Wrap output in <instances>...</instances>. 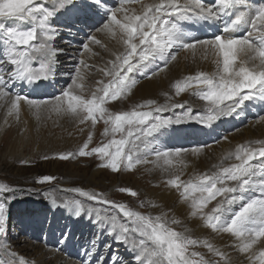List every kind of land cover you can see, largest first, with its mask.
<instances>
[{
  "label": "snow or ice",
  "instance_id": "snow-or-ice-1",
  "mask_svg": "<svg viewBox=\"0 0 264 264\" xmlns=\"http://www.w3.org/2000/svg\"><path fill=\"white\" fill-rule=\"evenodd\" d=\"M104 3L106 0H91L90 6L96 8L99 15ZM68 5H72L68 11L80 7L75 0H54L52 6H48L46 0H0V100L8 104L7 115L19 119L24 102L35 110L37 119L41 110H49L78 120L80 124L91 121L95 125L102 120L106 125L103 134L111 137L89 150L92 141L89 135L88 142L78 153L60 154L58 158L61 160L75 155H96L104 161L103 167L114 172L121 171L122 166L134 170L140 164L159 161L164 166H171L174 159L180 158L187 150L159 149L154 141L158 139V133L162 134V129L185 119L211 126L224 117L238 115L246 102L264 100V5L256 7L251 0H210V4L208 0H155L152 3L118 0L119 6L105 10L107 22L99 31L121 45L123 51L111 53L114 59L100 69L111 79L107 83L99 81L91 98H85L77 91L83 88L82 82H77L83 79L79 67L75 69L73 83L54 96L52 103L21 93L13 94L12 89L18 84L39 87L54 78L58 56L63 51L56 46L59 36L56 18ZM133 5H139V10ZM188 22L196 25L203 22L202 26L207 27H213L214 23L222 26L211 37L200 38L185 31ZM87 40L81 43V55H98L91 45L108 50L107 44L95 35H88ZM179 51L193 56L199 52L201 59H211L215 64L214 72L200 71L174 85L176 95L191 89L194 95L205 101L207 107L203 114H193L189 107L175 120L165 118L160 113L167 111L169 105H156L154 100L119 113H112L105 107L109 101H116L131 92L135 86L131 73L147 69L150 78L176 61ZM157 61L162 63L153 69L151 65ZM78 64L91 67L83 59ZM171 107L184 109L185 105L172 104ZM260 119L264 120V117ZM192 151L198 153L199 146ZM150 153L155 156V161L147 159ZM224 159L236 162L225 166L222 161L214 166L216 171L194 175L187 181L176 175L168 179L167 184L183 201L190 202L192 216L199 215L214 232L231 234L238 241L235 245L238 251L249 254L254 246L264 242V139L240 144ZM179 162L183 163L182 160ZM54 179L44 176L38 182ZM72 191L87 201L115 209L113 215L102 217L96 213L97 222L105 224L104 230L129 249L135 264H212L201 253L189 252L190 248L200 246L227 259L224 252L206 239L177 231L171 225L180 221L173 219L169 222L166 214H143L124 203L110 201L100 193L82 189ZM120 191L137 195L127 188ZM14 192L8 185L0 184V194ZM213 201H216L215 206L205 213L204 209ZM51 202L57 204L56 198L53 197ZM58 206L69 209L76 217L93 211L80 199L64 200ZM6 212L5 202H0V238L7 235ZM67 238L65 235L64 239ZM96 243L95 240L92 242L86 257L95 256ZM0 249L9 257L4 259L0 255V264H29L10 250L6 240L0 244ZM248 259L251 264L256 261L264 264V248ZM102 260L103 257L98 256L94 264H101ZM88 264L93 261L89 259Z\"/></svg>",
  "mask_w": 264,
  "mask_h": 264
},
{
  "label": "rangeland",
  "instance_id": "rangeland-1",
  "mask_svg": "<svg viewBox=\"0 0 264 264\" xmlns=\"http://www.w3.org/2000/svg\"><path fill=\"white\" fill-rule=\"evenodd\" d=\"M82 1L83 2L79 4L80 7L74 9L72 11V14H68V16L62 17L61 16L63 11L62 10L61 13H58L56 18L57 28L59 29L60 26L64 28V29H59V36L57 37L58 43H56V46L60 49H63L64 51L63 53L65 60L63 61L65 62L63 63V66L65 67V69H68V67L72 66L71 61L74 57L73 56L74 54L68 55L67 52H73V50L74 51L76 50L75 47L81 46L82 42L85 43L88 42L87 40L88 35H93V34L96 35L95 32L97 33L99 31V28L102 27V24L107 22L105 18H103L105 17L104 15L105 10L107 8L111 9L113 7H117L111 5L109 1L106 0V3H104L99 9V15H97L96 14L97 9L90 6L91 0H82ZM144 1H149V0H144ZM53 2L54 0H46L48 6H52ZM208 3L210 4V0H208ZM251 3L254 5L252 0ZM79 19L82 20L83 22H85L86 20L87 21L91 20L92 22L99 20L100 24L93 31L92 30L93 28L90 29L87 26L83 27L81 25H78ZM218 27H221V24H218ZM87 30L89 33L92 31L93 32L89 34L86 33ZM203 33L206 34L205 31ZM210 35H213L212 30H210ZM91 47L95 51L94 46L91 45ZM81 51L82 50L80 48L79 53L76 56V60L79 61L83 59L85 62L89 61L88 63H86V65H90L91 67L84 66V68H86L87 71L86 70L83 71L82 70L83 66L79 65L78 62L76 61L77 63L75 62V69L78 66L80 68V71L82 70L85 73L87 72L85 82L86 85L88 86L86 88H88L87 90L89 91V88L92 89V87L94 86L93 80L98 75L100 76L99 71L91 64L94 63L95 61L96 63L97 61L99 63L100 61L106 63L107 60H105V58L102 59V57H101L102 60H100V58L97 60L96 59L93 60L95 56H91V55L88 56V53L87 54L83 53L81 55ZM99 51H95V52L98 53ZM0 52H2V46H0ZM89 57L90 58L92 57L93 59L92 58L89 59ZM105 63L101 64V66H103ZM55 72L57 75V71ZM147 75L146 77H143L140 74L134 76L136 77L135 79L136 87L139 84L146 82L147 80L150 79L153 80L155 76V75H151L149 78V75L148 76ZM130 76L133 77L131 74ZM74 78L75 75L66 79L63 84V88L62 87L60 88L61 90L57 89L59 87V84L55 83V85L49 84V87L48 86L43 87V90L40 94L30 92L31 95H29L28 94L29 91L27 87H25L26 89L25 88L23 89L24 91L21 94L26 93L25 95H28L31 98L44 99L50 101L49 103H52L54 102L53 97L60 95L63 89H65L66 87H68L70 84L73 83ZM101 78L105 80L104 76L103 77L101 76ZM80 94L83 95L85 98H88V96L84 95L83 92H80ZM91 96L92 94L90 95V97ZM122 98L116 101H109L105 105V107L112 113L131 111L133 110L132 108L134 107L136 108L135 104L137 102L133 101L132 103L129 102L125 104L127 98H125L124 96H122ZM198 99L199 98L197 97V101ZM255 101L256 99L246 102V105L244 107L245 109L251 110L248 112V114L251 115L257 114V116L255 117L253 116L254 118L251 121V123H257L259 120H261L260 117L264 116L263 112L259 114L260 112L258 107L252 105L255 103ZM5 103L0 102V184L8 185L12 189H14L15 192L0 194V202H5L7 209L6 212L7 235L6 238H0V244L5 243L6 240L7 244L10 247V250L12 248L11 251L13 252L15 251V253L17 254L20 253L18 255L24 253L23 255L26 256L25 258H27L29 264H32L34 262L32 261V259L34 258L35 255L34 248H36V246L39 247V246L47 245V247H50L51 249L54 250L57 249L58 251H63L61 249L66 248V242L67 241L70 242L69 240L70 233L74 231V235L75 237H77L76 235H79L81 231V229H79L78 226L74 225V222L70 220H68L69 224L67 225L64 224L65 223L64 220H60V223L57 222V225H54L55 222L53 221L54 220L53 215H51V213L53 212L52 207L54 205H57L55 208H60V206L58 205H62L63 201L66 200V198L70 200L80 199L81 202L84 203L86 208L89 209L93 208V211H90L91 213L94 214L99 213L100 216L102 217L115 214V209H112L107 205H101L87 201L86 198L80 197L78 193L72 191L73 189H82L89 192L100 193L110 201H113L117 204L124 203L132 210L140 211L143 214H150L152 216L162 215L158 211V205L153 203L152 201L154 200L153 198L156 196V192H158L162 188L161 186H163L165 182L162 183L161 178L156 179L154 177V172L152 170L153 163L150 162V163L140 164L134 170H128L122 166L121 171L114 172L110 168L103 167L102 164L104 163V161L99 159V157L96 155H90V156L75 155L69 158L68 160H61L58 158L59 155L63 153H68V152L78 153V151L83 147V145L88 142L89 135L92 136V141L89 144V150L93 147L100 146L104 142H107V140L110 139L111 137L110 136L106 137L103 134L106 125L103 123L102 120L97 122L95 125H93L91 121H87L84 124H80L78 121L76 125H74L75 124L74 123L73 126L68 127L69 128L68 129L67 127H65L64 124L66 122L65 119L66 117L65 118L62 117L65 115H58L49 110H41L40 117L39 119H37L35 110L32 109L31 111L25 110L24 113L20 111V115H19V118L21 119L25 115L29 118V120L32 122L31 130L29 129L30 126L28 123H24V124L18 123L17 118L15 119L14 123L9 122L7 125L2 126L1 119L4 121L5 116L3 115H5V113L7 114L8 111V104L6 103L5 105ZM123 104L125 107L123 106ZM131 105H133V107ZM259 105L263 106L264 109V102L260 101ZM189 107L193 110V114H199L200 111H201L200 114L204 113V111H202L204 109L203 106L195 107V104H192L182 109V111H175L174 113H163V114L160 113V115L165 118H172L173 120H175L177 116L182 115L184 111ZM235 121L236 122L239 121V117L235 118ZM201 125L202 124H199V122L197 123V121L194 122L193 120L185 119L184 122L173 123L169 125L170 127L167 126L166 128L162 129L161 132L162 134H165L167 136H170L171 134L172 139L175 142H177L172 132L173 129L177 128L175 130H180L183 133H185V135L191 132L193 135L199 134V136H201L199 132V130L201 129ZM248 125L249 124L238 126L235 128V130L233 131L231 130L232 133L229 130L230 134L227 135V138L228 136L229 137L232 136L234 134L233 132L239 131L243 127H247ZM227 129L228 127H225L226 131H228ZM38 130L42 131V133L38 134L39 132ZM62 130H66V131L63 133ZM18 132H20V134H18ZM19 135H20V140L18 141L17 138H19ZM42 138H44L45 144L41 143ZM116 138H119V135H117ZM201 139H203L202 136L198 141H194L192 143L190 142L191 140H186V143H184L183 145H178L177 143L176 145H172L170 144V142H167V144H165L160 149L161 150L167 149L173 151L176 149H183V150H187V152L189 151L188 153H190L192 152L193 149H196L198 146H199V150L206 148L203 147V145H207L211 147V145H208V143L205 142L207 140L201 141ZM222 139L223 138L218 137V141L214 144L218 145V143L219 144L222 143L224 141V139L223 141ZM185 152L186 151L182 153ZM147 159L149 161L156 160L155 156L152 155L151 153L148 155ZM179 160L180 158L174 159L173 165L170 166L169 173H172L174 170L179 169L182 171V174L180 176L181 179L187 181L185 179L187 178V174L185 171H183L184 165L180 163ZM157 163H160V161ZM257 163H259V161H257ZM44 176H51L54 177L55 179L51 182L39 183L38 181ZM122 188L131 189L135 191L137 195L132 196L128 192H122L120 191V189ZM19 193L22 195L21 197H17ZM39 193L42 195L39 196ZM14 194H17L15 196L17 200L13 201L12 199L14 197ZM57 194L61 196H58ZM53 197H56L57 204H53L51 202V199ZM215 203L216 201L211 202L208 205V207L205 208L204 210L205 213H208L209 208L211 211ZM153 205H155V207ZM23 206H25V208L27 209H29L30 206L32 207L38 206L39 208L37 210L33 208V211L29 216L25 214V216L22 217L23 212L19 210H22L24 208ZM91 213L88 214H90L91 216ZM166 219L170 222L172 220V217L169 216L166 217ZM42 225L43 228L42 227L40 228V226ZM171 226L175 228L177 231H180L185 235L188 234L187 236H189L188 227L184 223L180 222L178 224H172ZM184 226L186 227V229ZM65 235H67L68 237L67 239H64ZM96 237L101 238L102 236L101 234L97 235L95 233L93 234L92 237H90L87 241L83 243L82 247L80 244H78L77 246L73 245L72 248L74 253L70 254V259L77 262H79V260L81 262H84L85 260L86 262L85 264H88V260L91 259V257H86V252L92 247V242L94 240L97 241ZM72 238L74 244V240L76 239L74 237ZM102 239L104 240V238ZM108 243L109 241L107 242L105 241V243L103 241L100 242L102 247L100 248L101 250L98 249L95 252V257L92 256L91 260L93 261V264L95 262V258L98 256L103 257L101 264H116L117 261H119V264H135V262L133 261V256L126 255L125 254L126 249H124L123 246H120V244L113 245ZM26 245L32 251L29 252L22 251V249L27 247ZM70 245L71 242L69 243L68 247ZM105 245H109L110 247H105ZM14 247L16 250L13 249ZM206 250H208L206 247L203 248V246H200V247L190 248L189 252L191 251L199 252L204 256L205 259H207ZM1 251H0V255H3L4 259H8L9 257L3 254ZM211 259L214 262L216 261L215 264H222L223 262H225L223 258L218 257L216 255H213Z\"/></svg>",
  "mask_w": 264,
  "mask_h": 264
},
{
  "label": "bare ground",
  "instance_id": "bare-ground-1",
  "mask_svg": "<svg viewBox=\"0 0 264 264\" xmlns=\"http://www.w3.org/2000/svg\"><path fill=\"white\" fill-rule=\"evenodd\" d=\"M108 1L113 6H119L118 0H108ZM75 2L78 4H81L83 1L82 0H80V1L75 0ZM152 2H155V0L144 1V3H152ZM252 2L254 3V6H256V7L264 5V0H252ZM133 6L137 7V9L139 10V5H133ZM71 7H72V5H68L67 8L62 11L61 16L66 17V16H68V14H72V11H68V8H71ZM107 9H109V8H107ZM103 18H105V17H103ZM78 23H79L78 25H81L83 27L87 26L90 29L93 28L92 30L94 31V29L97 26H99L100 21L97 20V21L92 22L91 20L90 21L86 20L85 22H83L82 20L79 19ZM188 24H189V26H187L185 28V31H190L194 36H198L200 38L211 37L212 35H210V30H212L213 35H214L217 33L218 28H219L218 24H215V23H214L213 27L202 26L203 22H201L200 25L193 24L192 22H188ZM59 29H64V28L60 26ZM204 31L206 32V34L203 33ZM92 32L89 33L88 30L86 31V33H89V34H91ZM95 34H96L95 36H97L98 39H100L104 44H107L108 50L106 51L104 48H102L98 45H93L95 51L100 50L98 52V55L100 57L98 55L95 56L94 59L91 57L93 60H95V59L97 60L99 58H100V60H102L103 58H105V60L109 61L111 59H114V57L111 55V53H113V52L119 53V52L123 51L122 46L117 44L114 40H112L110 36L106 35L105 33L99 32V31L97 33L95 32ZM56 43H58V41H56ZM80 48H81L80 46H77V47H75V49H76L75 51L73 50V52H67L68 55L74 54L72 61L70 60L72 62V63L70 62L72 64V66L68 67V69H65V67L63 66V63L65 62L63 60H65V57H64V53H63L64 51H62V53H60L58 56V63L56 65L57 75L55 72L54 78L50 79L47 82L40 84L39 87L32 85V84H23L22 86L18 84L16 87H14L12 89L13 94H14V92H15V94L16 93H23V91H24L23 89L25 87L28 88V91H29L28 94L29 95H31L30 92L40 94L43 90V87H45V86L49 87V84L55 85V83L59 84V87L57 86L58 88L57 87L56 88L61 90L60 88L61 87L63 88V84H64L65 80L75 75L74 74L75 73V62L77 61L76 56L79 53ZM176 51H178V50H176ZM90 55L91 54L88 53V56H90ZM101 57H102V59H101ZM91 58L89 57V59H91ZM241 59H243V57H241ZM88 62L89 61H87L86 63H88ZM103 63H105V62L100 61V63H99L97 61V63H96V61H95L94 63L91 64L99 71L100 76L98 75L93 80L94 86L92 87V89L89 88V91L87 90L88 88H86L88 86L86 85V82H85L87 72L86 73L83 72L86 70V68H84V66L82 67L83 71L81 70V72H82L81 76L83 77V79H82V81H77V82H82L83 88L78 89V90H79V92H83L84 95H87L88 98H91L90 95L97 91V88L99 87L98 82L103 80L101 78V76L105 77V80H103V81H105V83H107L111 79L110 77L105 76L104 72L100 70L101 68H104L106 65V63H105L103 66H101V64H103ZM161 63L162 62L157 61L155 64L151 65V67L153 69H155ZM5 67H8V65H6ZM215 70H216L215 64L212 63L211 59H209V60L201 59L199 52H197L195 54V56H193L192 54H190L188 52L179 51L178 56H177V60L170 62L166 68H164L162 71H159L158 73H156L153 80L152 79L147 80L146 82L139 84L137 87L135 85L131 89L130 93H128L127 95H123L125 98H127V101L126 102L124 101V102H125V104H127L129 102L132 103L133 101H135V102H137L135 104L137 106V105H141V104L146 103L148 100H154L156 102V105H169L170 109H168L165 112H162V114L163 113H174L175 111H182L181 108H172L171 107L172 104H184L185 107H188L192 104H195V107H200V106L202 107L203 106L204 109L203 110L201 109V110L205 112L206 107H207L206 102L205 101L202 102L199 99L197 101L198 96L193 94V90L189 89V90L185 91L184 93H181L180 95H176L174 85L177 81L183 80L188 75H194L200 71L212 73ZM147 73H148L147 69H144L141 72H135L134 71L133 73H131V75L133 76L132 79L135 81L136 77H134V76H136L138 74H140L143 77H146ZM260 101L264 102V100L256 99L255 103L252 104L253 106H256L259 108V112H260L259 114H261L262 112L264 113L263 106L259 105ZM0 102L5 103L6 101L0 100ZM6 103H5V105H6ZM119 104H120V102H119ZM133 105H131V106L133 107ZM123 106H124V104H123ZM127 106H129V105H127ZM134 108H132V109H134ZM25 110L31 111L32 108H30L26 103L22 102L21 112L24 113ZM146 110H149V109H146ZM249 111H251V110L243 108V110L239 111L238 115H232V116L224 117L219 121L213 122L211 126H206V125L202 126L203 124L201 125V129L199 130L200 135L203 137V139H201V141L207 140L205 142L208 143V145H211V147L207 146L206 148H204L202 150L200 149L198 153H194L193 151L190 153H188L189 151L188 152L186 151L187 153L186 152L182 153L180 160L183 161V163H182L184 165L183 171H185L187 174V178H185L186 180L191 179L194 175H199V174H202L205 172L216 171L217 169L214 166L220 164L222 161H223V164L225 166H227L231 163H234V161L232 159H224V158L229 153L233 152L238 145L244 144V143H249V142H255V141L264 139V120H259L257 123H251V121L253 120V118L255 116H257V114H254V115L248 114ZM200 113H201V111H200ZM3 116H5V119H4V121L1 119L2 126L7 125L9 122L14 123V121L16 119L15 116H8L6 113ZM6 116H7V119H6ZM62 117H64V118L66 117L65 118L66 122L64 124H65V127H67V128L70 126H73L74 123H75L74 125H76L78 123V120H75L69 116H62ZM62 117H61V119H62ZM237 117H239V121L236 122L235 118H237ZM18 123H23V124L28 123L30 126L29 129L30 130L32 129L31 128L32 122L29 120V118L26 115L22 119L19 118ZM199 124H201V123H199ZM246 124H249V125L247 127H243L239 131L233 132L234 134L232 136H230V137L228 136L227 139H224L225 137H227L228 134H230L231 130L233 131V130H235L236 127L241 126V125H246ZM196 126H197V124H196ZM168 127H170V126H168ZM225 127H228V129H227L228 131L225 130ZM175 129H177V128H175ZM175 129H173V131L172 130L171 131L173 132V135H174L175 139L177 140V142H175L172 139L171 134L169 132L168 133L170 134V136L159 133V134H157L158 139H156L154 141L155 145L160 149L165 144H167V142H170V144H172V145H176V143L178 145H183L184 143H186V140H191L190 142L192 143L194 141H198L201 137V136H199V134L193 135L191 132H189L185 135V133H183L182 131L175 130ZM62 131L64 133L66 130H62ZM232 131H231V133H232ZM41 133H42V131L38 132V134H41ZM18 134H20V132H18ZM198 137H199V139H198ZM218 137L223 138L224 141L222 139L223 142L220 144L218 143V145H216L214 143H216L218 141ZM17 140L18 141L20 140V135H19V138H17ZM162 142H163V144H162ZM41 143L45 144L44 138L41 139ZM176 159H179V158H176ZM149 167H151V166H149ZM152 168H153L152 170L154 172V177L156 179L161 178L162 183L165 182L163 184V186H161L162 188L158 192H156V196L153 198L154 200L152 201L153 203L158 205V211L160 212V214H162V215L166 214V217L170 216V217H172V220L173 219L179 220L180 222L184 223L188 227V232H189L190 237L197 238L200 240L206 239L209 243H211L214 246H216L217 248H219L220 251L224 252L226 254L227 259L223 258L225 260V262H223L222 264H251L250 260L248 259V256L258 254L259 250L261 248H264V242H261L258 245L254 246L252 253H249V254L240 253L238 251L237 247L235 246L238 244V241L236 240L235 237H233L231 234H228V233L214 232L213 230H211L209 227H207L205 225L204 220L201 219L199 215L192 216L191 215L192 208L190 206V202L183 201L181 199V197L179 196L178 192L175 189L168 186L167 180L171 179V178H175L176 175L181 176V174H182L181 170H179V169L174 170L175 169V167H174V169H173L174 171L172 173H169L170 166H164L162 161H160V163H157V162L153 163ZM16 195L17 194H14V197L12 199L13 201L17 200V198L15 197ZM40 195H42V194L39 193V196ZM57 195L61 196L59 194H57ZM21 196L22 195L20 193L17 195V197H21ZM58 199H59V197H58ZM67 199L68 198H66V200ZM68 200H70V199H68ZM56 206L57 205H54L52 207L53 212L51 213V215H53V219H54L53 221L55 222L54 225H57V222L60 223V220H64V222H65L64 224L67 225V224H69L68 220H70V221L74 222V225L78 226V228L81 229V231H80L79 235H76L77 237H75L74 231H72L70 233V239L69 240L71 242V245L68 247L70 242L67 241L66 242V248L61 249L63 251H58L57 249L56 250L51 249L50 247H47V245L46 246H39V247L36 246V248H34V251H35L34 252V254H35L34 258L32 257L33 258L32 261L35 262L34 264H85L86 263L85 260H84V262H81L80 260H79V262H77V261L70 259V254L74 253L72 247H73V245L77 246L78 244H80L82 247L83 243L85 241H87L90 237H92L93 234H95V233L97 235L101 234V236H102L101 238L96 237L97 243H96L95 252L98 249L101 250L100 249L102 247V245L100 244L101 241H103L104 243H105V241L106 242L109 241L108 244H113V245L114 244L115 245L120 244V246H123V248L126 249L125 250L126 255H130V256L132 255V253L129 251V249L126 246L121 244L117 239L114 238L113 235L108 234L104 230L106 225L97 222L96 214L88 212V213H91V216H90V214L87 213V214H81L79 217H76L69 209H66L62 206H60V208H55ZM23 207L24 208L22 210H19V211L23 212L22 217H24L25 214L27 216H29L32 213L33 208H35L36 210L39 208L38 206H35V207L30 206L29 209L25 208V206H23ZM208 212H210V208H209ZM41 227L43 228V225L40 226V228ZM52 228H53V226H52ZM185 229H186V227H185ZM69 232H70V229H69ZM72 237H74L76 239V240H74V244H73V238ZM102 238H104V240ZM1 242H2V240H1ZM17 243H18V241H17ZM35 244H36V242H35ZM30 245H31V243H30ZM30 245H29V247H30ZM31 248H33V247H31ZM13 249L16 250L15 247ZM21 249H22V247H21ZM11 250H12V248H11ZM0 251L3 253V249H0ZM22 251L29 252L32 250L29 249L27 246L24 249H22ZM18 254H20V253H18ZM23 254L19 255V257H23L25 260H27V258H25L26 256ZM213 255L214 254H212L208 250H206V258L210 262H212V264H215L216 261L214 262L211 259V257ZM91 259H92V257H91ZM256 264H259V262L256 261Z\"/></svg>",
  "mask_w": 264,
  "mask_h": 264
}]
</instances>
